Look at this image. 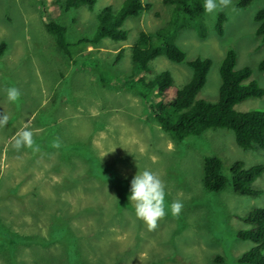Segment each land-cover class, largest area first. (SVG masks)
<instances>
[{
	"label": "rangeland",
	"instance_id": "rangeland-1",
	"mask_svg": "<svg viewBox=\"0 0 264 264\" xmlns=\"http://www.w3.org/2000/svg\"><path fill=\"white\" fill-rule=\"evenodd\" d=\"M65 1L0 0V89L14 85L21 94L13 105L0 91V114L9 117L0 126V264H239L253 244L237 233L250 228L244 222L249 212L264 208V171L252 183L258 197L238 196L230 183L207 192L203 159L218 158L230 181L233 163L264 167V150L240 149L226 129L174 142L150 112L165 97L149 91L143 101L125 87L137 86L130 47L140 32L153 35L169 27L173 7L141 0L148 9L123 21L125 41L105 38L89 45L101 11L116 13L125 0H95L91 9H66ZM238 3L231 0L214 18L203 12L197 20L185 19V28L167 30L184 61L159 55L149 62L147 80L167 72L171 90H179L191 77L187 63L208 59L195 98L214 104L221 62L232 51L235 70L248 68L249 81L264 91V71L258 69L264 43L254 20L264 0ZM218 14L224 17L220 35ZM45 20L65 28L69 57ZM234 110L264 113V96ZM24 128L32 130L37 151L12 148ZM144 169L161 177L166 202L183 205L178 216L166 212L152 229L135 217L127 199L131 179Z\"/></svg>",
	"mask_w": 264,
	"mask_h": 264
},
{
	"label": "trees",
	"instance_id": "trees-1",
	"mask_svg": "<svg viewBox=\"0 0 264 264\" xmlns=\"http://www.w3.org/2000/svg\"><path fill=\"white\" fill-rule=\"evenodd\" d=\"M253 0H239L238 7H245ZM95 0H66L65 8L85 6L91 9ZM165 5L173 7L167 28L159 29L151 34L140 32L130 47L131 63L137 77V86H125L137 94L143 101L149 91L156 95H163L165 99L158 101L151 107V115L159 127L174 142H181L188 137L196 136L206 130L226 129L233 133L234 140L242 150L259 148L264 150V113L245 112L234 110L236 104L249 98H261L264 91L254 81H249L251 71L248 68L235 70V54L228 51L220 65L219 74L221 83L218 98L214 104L197 100L198 91L204 86L207 72L210 67L208 59H194L187 63L191 70L188 82L179 90L172 91V78L169 73L161 72L153 79L145 77L149 73V62L159 55H163L173 63L184 61V54L174 44L167 40V30L176 26L185 28V19L197 20L203 13L202 0H162ZM148 6L141 0H125L120 9L113 13L105 8L98 15V25L93 39L87 43L95 44L100 39L109 38L113 41H125L126 32L121 29L127 17H137ZM257 28L256 36L264 43V7L254 18ZM224 17L218 14L215 30L221 34ZM45 28L54 36L55 43L60 51L70 56L71 44L65 40V28L53 21L45 20ZM85 42L79 40L77 44ZM4 45L0 44V55ZM122 50L116 54V60L121 57ZM258 69L264 71V59ZM171 93V94H170ZM221 162L216 157L203 159V188L207 192H220L230 183L232 192L238 196L258 197L260 191L252 189V183L263 173L261 165L243 168L242 163H233L230 167V181L221 173ZM244 222L249 229L237 233L241 241H249L253 246L238 259L239 264H264V208L248 213Z\"/></svg>",
	"mask_w": 264,
	"mask_h": 264
},
{
	"label": "clouds",
	"instance_id": "clouds-1",
	"mask_svg": "<svg viewBox=\"0 0 264 264\" xmlns=\"http://www.w3.org/2000/svg\"><path fill=\"white\" fill-rule=\"evenodd\" d=\"M231 0H203L202 9L206 16L214 18L215 15L228 8ZM2 91L4 99L10 104H17L20 100V92L14 85H9ZM9 117L0 114V126L7 123ZM12 148L19 151L21 148L31 149L35 152L38 146L33 140V132L28 128L18 130L14 135ZM54 147L59 145L54 144ZM165 184L161 177L154 171L144 169L137 171L130 181L128 201L133 205L135 217L143 221L149 229L156 226L166 212L173 217L179 215L183 205L179 200L166 202Z\"/></svg>",
	"mask_w": 264,
	"mask_h": 264
}]
</instances>
